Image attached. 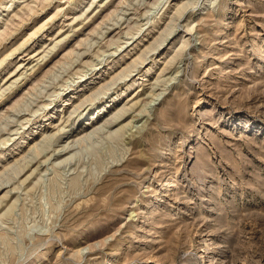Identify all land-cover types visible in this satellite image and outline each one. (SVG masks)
Here are the masks:
<instances>
[{
  "label": "rangeland",
  "instance_id": "1",
  "mask_svg": "<svg viewBox=\"0 0 264 264\" xmlns=\"http://www.w3.org/2000/svg\"><path fill=\"white\" fill-rule=\"evenodd\" d=\"M92 1L0 0V92L17 84L0 97V175L46 129L62 145L99 107L137 102L113 131L157 78L164 93L132 131L0 177V264H264V0ZM108 83L57 130L66 99Z\"/></svg>",
  "mask_w": 264,
  "mask_h": 264
},
{
  "label": "bare ground",
  "instance_id": "2",
  "mask_svg": "<svg viewBox=\"0 0 264 264\" xmlns=\"http://www.w3.org/2000/svg\"><path fill=\"white\" fill-rule=\"evenodd\" d=\"M68 2H70V3H73V5H77V4H79L80 2H85V0L84 1H80V2H77L76 0H67ZM96 0H93L92 1V3H94ZM110 1H112V0H102L101 1V4L100 5H108V2H110ZM125 0H123V2H124ZM142 1V0H141ZM144 1V3H146V2H152L153 4H154V6L155 5H157V6H159L160 5V3H162L161 2V0H143ZM187 2L185 3V4H183V6L178 10L179 12H181V9L182 10H184V9H187L188 8V6L189 5H191L193 2V0H186ZM164 2V1H163ZM203 2V1H202ZM209 2V1H208ZM213 2H215V1H212V3ZM77 3V4H76ZM100 3V2H99ZM166 3V2H165ZM5 4V3H4ZM13 4V3H12ZM12 4H10V5H12ZM139 4H141V3H139ZM6 5H8V3L6 4ZM130 5H132V4H130ZM147 4H146V8H147ZM153 6V5H152ZM164 6V5H163ZM2 7V6H1ZM4 7V6H3ZM77 8V7H76ZM137 8V7H136ZM152 8V7H151ZM121 9V8H120ZM130 9V8H129ZM154 9V8H153ZM102 10V9H101ZM122 10V9H121ZM127 11V10H126ZM117 12V11H116ZM119 12V11H118ZM140 12V11H139ZM149 12V11H148ZM112 14V13H111ZM131 14V13H130ZM133 14V13H132ZM119 15V14H118ZM23 16V15H22ZM125 16H127V15H122L119 19H117L116 20V22L115 23H113L112 24V26H114L115 24H119L120 23V21H121V19H123ZM130 15H128L127 17L128 18H126V21L124 22V23H126V26L122 29H120L119 28V31H118V33H117V35H119V36H121V34L122 33H126V34H130L131 33V22H130V18L131 17H129ZM134 16V15H133ZM136 16V15H135ZM1 18V17H0ZM155 18V17H154ZM76 19V18H75ZM152 19V18H151ZM159 19V18H158ZM159 20H161V19H159ZM158 20V21H159ZM1 21V20H0ZM135 21V20H134ZM133 23V22H132ZM108 25V24H107ZM177 24H175L174 26H176ZM110 26V25H109ZM152 26V25H151ZM105 28V27H104ZM127 28V29H126ZM153 28V27H152ZM124 29H126V32H124ZM151 29V28H150ZM172 32V31H171ZM170 32V33H171ZM3 33H4V31H3ZM110 33H111V31H110V27H106L105 28V31H102V33L101 34H107L108 36L110 35ZM169 33V32H168ZM168 33H166V35L168 34ZM91 34V33H90ZM122 35H125V34H122ZM110 36H112V34L110 35ZM115 36V35H114ZM163 35H161V38H157L156 39V41L155 42H153V43H151L149 46H148V48L147 49H149L148 51H153V50H155V49H157V47L162 43V41H164V40H166V38L165 39H163L165 36H163ZM69 37V36H68ZM104 37V36H103ZM122 37V36H121ZM143 37H144V35H143ZM108 38V37H107ZM127 38V37H126ZM64 38H62L61 40H63ZM100 39V38H99ZM106 39V38H105ZM138 39V38H137ZM93 40V39H92ZM110 40V39H109ZM108 40V41H109ZM60 41V40H59ZM103 41V40H102ZM106 42V41H105ZM113 43V42H112ZM140 44V43H139ZM58 45H59V43H55L50 49H48V51H46L45 53H44V55L42 56L43 57V59H45V58H47L53 51H55L57 48H58ZM89 45H91V44H89ZM114 45V44H113ZM106 47V46H105ZM108 47V46H107ZM113 50V49H112ZM98 51V50H97ZM79 52H81V51H79ZM111 52V51H110ZM78 53V52H77ZM98 52H96V54H97ZM129 53V52H128ZM78 56H79V53L77 54ZM147 55H149V54H147ZM147 55H146V57H147ZM152 55H153V53H152ZM41 57V56H40ZM77 58V57H76ZM37 59H39V58H37ZM155 59V58H154ZM76 60V59H75ZM89 60V59H88ZM77 62V61H76ZM88 62V61H87ZM75 63V62H74ZM80 63V62H79ZM66 64V63H65ZM84 65H87V64H85L84 63ZM93 65V64H92ZM139 65V64H138ZM137 65V66H138ZM113 66V65H112ZM130 66V65H129ZM83 67V66H82ZM93 68H94V65L92 66ZM151 67V66H150ZM87 69V68H86ZM130 71H132V70H129V72ZM151 71V70H150ZM129 72H128V74H129ZM150 73V72H149ZM24 74V73H23ZM124 74V73H123ZM127 74V73H126ZM131 74H132V72H131ZM151 75V74H150ZM167 75V74H166ZM130 76V75H129ZM149 76V75H148ZM78 77V76H77ZM93 77V76H92ZM125 77V76H124ZM176 77V76H175ZM97 78H99V77H95V79H97ZM16 79H18V78H16ZM77 79V78H76ZM75 79V80H76ZM95 79H93V80H95ZM148 79V78H147ZM150 79V78H149ZM110 80V79H109ZM119 80V79H118ZM120 81V80H119ZM124 81V80H123ZM148 81V80H147ZM152 81V80H151ZM159 78H157L156 79V82H155V84L153 83L152 84V87H153V89L151 90V100L150 101H147V102H145L144 103V107H142L140 110H138V112H137V114H135V115H133L132 116V119L128 122V123H126V124H124V125H121L118 129H116V130H113V131H111V129L115 126V125H117V124H119L120 122H122L123 120H122V118L128 113V112H130L131 110H133V108H135V105H137V102L136 103H132V105H129L128 106V104L129 103H125L121 108H119L118 110H116L115 112H113L111 109L110 110H108V107H105L104 105V107H99V109L98 110H96L97 111V114H95V111L93 112L94 114H92V115H90V116H88V118H87V120H89L90 118L91 119H95L94 121H92L91 122V126L90 127H88L87 129H86V131H84L83 132V134H81L80 135V137L79 138H77V139H75V140H72V141H70V142H68V143H65V144H60L62 141H63V138L65 137V134H66V132L64 131L66 128H67V126H69L70 124H72L73 123V120H75V121H77L80 117H77L78 115H80L85 109H81V107H82V105L86 102V101H88V100H94V99H96L97 100V96H99V94L101 93H103L104 92V90L105 89H108L109 88V83L108 84H102L99 88H97V90L95 91V92H93L92 94H90V95H88L85 99H83V100H81L80 101V103H77V104H75V102H76V100H74V101H72V98H74V97H76L75 96V94H72V96H71V98H69V99H66L65 100V104L66 105H71L72 107H71V109H69L70 107H67L66 108V110H65V114L64 115H61L62 116V118H61V120L63 119V118H65L64 120H63V122L62 123H60L58 126H57V130L60 132V131H64V132H60V134H56V132L55 133H49V130H45L44 131V133H43V136H42V138L39 140H36V142L30 147V148H27L28 149V151L26 152V153H24V155H22L21 156V158H17V159H15L14 161H13V163H9V165L4 169V171H3V174L2 175H0V177H2L3 176V178H5V180H3V182L4 183H7V182H10L11 180H14L15 178H17L30 164H32L33 163V161L40 155V154H42V153H44V152H47V150H49L50 149V147H52V149L50 150V153L49 152H47V153H49L48 155V157H51V156H53V155H55L56 156V158H61V157H63L66 153H68V152H70V151H72V149L76 146V145H79L81 142H83V141H86V140H88V139H92L93 137H95L96 135H100V134H104V133H109V135H113V134H118V133H120V131L122 130V129H124V128H126L127 130V132L130 130V131H132V129L134 128V127H136L137 125L134 123V122H137V121H139V120H141L144 116H146L147 115V112L149 111L148 110V108L149 107H151L152 106V104H153V102L155 101V100H158V99H160V97L162 96V94L164 93V90L165 89H162L161 88V90H160V92H158L157 93V91H155V89H154V86L155 85H157L158 83H159ZM170 81V80H169ZM70 82V81H69ZM76 83V82H75ZM79 83V82H78ZM135 83V82H134ZM127 84V83H126ZM17 84H16V81L14 82V81H12L10 84H9V86H7V87H5V88H3V90L0 92V97L1 96H3V95H5V93H6V91H9V90H11V89H13V87L14 86H16ZM165 86V85H164ZM163 86V87H164ZM166 87V86H165ZM76 88V87H75ZM77 89H79V88H76V89H74V90H77ZM151 89V88H150ZM149 88H148V91L150 90ZM159 89V88H158ZM157 89V90H158ZM60 91V90H59ZM147 92V91H146ZM28 93V92H27ZM31 95V94H30ZM58 95V94H57ZM26 96V95H25ZM24 96V97H25ZM150 96V95H149ZM118 101V97L117 98H115L114 99V104L116 103ZM49 104H45L46 106H49L50 104H51V102L49 101L48 102ZM47 108V107H46ZM97 108V107H96ZM139 108V107H138ZM115 109V108H114ZM24 110V109H23ZM81 110V112H79ZM18 112H16V113H19V112H21V109L20 110H17ZM112 112V113H111ZM15 113V112H14ZM44 113V112H43ZM47 113V112H46ZM104 113H106V114H104ZM20 114V113H19ZM66 114H67V116H66ZM85 114H86V112H85ZM102 114H104V117L106 116V115H108V114H111L110 116H108V117H106L105 119H104V121L103 122H101L100 120L102 119V118H104V117H102ZM144 114V115H143ZM11 116V115H10ZM10 116H8V117H10ZM60 116V117H61ZM142 116V117H141ZM77 117V118H76ZM8 119V118H7ZM86 119V118H85ZM71 121H72V123H71ZM120 121V122H119ZM101 122V123H100ZM66 123H69V124H66ZM75 123V122H74ZM19 125V124H18ZM56 128V127H55ZM76 129V128H75ZM38 130V129H37ZM56 130V131H57ZM53 131H55V130H53ZM40 133V132H39ZM68 133V132H67ZM125 133V132H124ZM124 133H123V135H124ZM22 134H23V132H22ZM126 135V134H125ZM13 136V135H12ZM38 137H40V136H38ZM20 138V137H19ZM21 138L23 139V141L22 142H25L26 141V136L25 135H23V136H21ZM28 138V137H27ZM125 138V137H124ZM12 139V138H11ZM36 139V138H35ZM33 140V139H32ZM65 140V139H64ZM10 141V140H9ZM61 141V142H60ZM68 141V140H67ZM66 141V142H67ZM22 142H21V144H22ZM131 142V141H130ZM32 144V143H31ZM29 147V146H28ZM19 148H20V146H19ZM21 153V152H20ZM1 154H3V153H1ZM76 153H74L72 156H74ZM19 157V156H18ZM43 157H45V156H43ZM1 158H3V156L1 157L0 156V159ZM13 158V157H12ZM15 158V157H14ZM46 158V157H45ZM44 158V159H45ZM70 158V157H69ZM69 158H65L64 160H63V162H65V161H68V159ZM7 161V160H6ZM11 161V160H10ZM41 161H39V164L35 167V169L29 174V176H27L21 183H24V182H26L27 180H29L30 179V177H31V175L34 173V171L36 170V169H38L40 166H41ZM7 165V164H6ZM31 171V170H30ZM43 171V170H42ZM39 174H40V172H39ZM35 177V176H34ZM18 181H20V180H18ZM12 182V181H11ZM18 183V182H17ZM10 184H12V183H10ZM16 184V183H15ZM173 185V184H172ZM9 192H11V189L10 190H8L7 191V193H9ZM15 195V194H14ZM13 198V197H12ZM7 203H9V202H7Z\"/></svg>",
  "mask_w": 264,
  "mask_h": 264
}]
</instances>
